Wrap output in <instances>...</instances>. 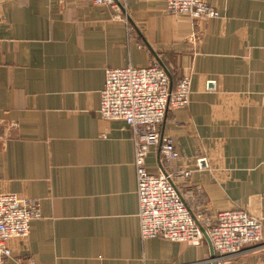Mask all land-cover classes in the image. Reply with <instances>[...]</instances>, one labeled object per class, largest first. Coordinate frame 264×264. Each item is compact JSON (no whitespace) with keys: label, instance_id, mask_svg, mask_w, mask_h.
<instances>
[{"label":"crops","instance_id":"obj_1","mask_svg":"<svg viewBox=\"0 0 264 264\" xmlns=\"http://www.w3.org/2000/svg\"><path fill=\"white\" fill-rule=\"evenodd\" d=\"M204 1L220 18L169 14L167 0H127V12L0 0V193L42 211L27 241H11L12 264H213L207 238L141 239L133 131L100 114L107 71L156 58L175 83L191 78L189 106L161 126L181 155L169 170L192 171L179 182L187 206L212 221L234 209L264 220V0ZM159 160L153 148L151 173ZM232 264H264V232Z\"/></svg>","mask_w":264,"mask_h":264},{"label":"built area","instance_id":"obj_2","mask_svg":"<svg viewBox=\"0 0 264 264\" xmlns=\"http://www.w3.org/2000/svg\"><path fill=\"white\" fill-rule=\"evenodd\" d=\"M96 3L125 10L127 0H96ZM167 11L195 21L220 18L219 11L204 0H167ZM191 94L190 76L175 83L167 67L156 58L146 68L109 69L101 91L100 114L105 120L126 122L133 131L141 239L163 238L200 246L207 233L215 252L212 263L232 264L247 247L262 241L264 220L247 210L234 209L220 212L212 221L187 206L179 182L189 181L192 171L169 170L181 155L176 140L164 135L161 126L171 111L189 106ZM13 127L17 128L15 124ZM7 140L8 130L0 132V143ZM153 148L160 151L157 174L147 168ZM41 218L40 200L0 193V264L13 263L11 241H27L32 221ZM18 262L25 264L20 259ZM26 264L34 262L30 259Z\"/></svg>","mask_w":264,"mask_h":264},{"label":"rangeland","instance_id":"obj_3","mask_svg":"<svg viewBox=\"0 0 264 264\" xmlns=\"http://www.w3.org/2000/svg\"><path fill=\"white\" fill-rule=\"evenodd\" d=\"M126 7H127V5H126ZM121 8H122V7H121ZM121 8H119V10H122ZM124 11L127 12L126 9H125ZM191 20H193V19H191ZM15 125H16V124H15ZM12 127H13V126H12ZM13 128H14V127H13ZM16 129H17V128H16ZM9 132H10V131L8 130V135H9ZM9 136H10V135H9ZM3 143H4V142H3ZM1 144H2V143H1ZM198 161H199V160H198ZM202 163L205 164V162H203V160H202ZM262 240H263V239H262ZM261 242H262V241H261ZM261 242H259V243L257 244V246H258V245L260 246Z\"/></svg>","mask_w":264,"mask_h":264},{"label":"water","instance_id":"obj_4","mask_svg":"<svg viewBox=\"0 0 264 264\" xmlns=\"http://www.w3.org/2000/svg\"><path fill=\"white\" fill-rule=\"evenodd\" d=\"M205 235H206V238L209 240V242H210V244H211V241H210V239H209V237H208V235H207V233H205ZM211 246H212V244H211ZM212 248H213V246H212ZM214 250V249H213ZM215 256V252H214V255H213V257Z\"/></svg>","mask_w":264,"mask_h":264}]
</instances>
